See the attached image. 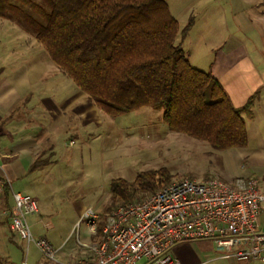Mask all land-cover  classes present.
Wrapping results in <instances>:
<instances>
[{
	"label": "crops",
	"instance_id": "0c3cea01",
	"mask_svg": "<svg viewBox=\"0 0 264 264\" xmlns=\"http://www.w3.org/2000/svg\"><path fill=\"white\" fill-rule=\"evenodd\" d=\"M165 1L180 30L189 17L193 19L186 38L177 43L181 44L192 67L209 72L236 108L242 107L255 92H260L253 118L246 119L247 145L215 153L217 161H241L242 174L236 178H257L260 190L264 191V11L248 8L264 5V0H230L235 3L231 11L226 10L221 1L198 0L197 7L205 6V10L194 16L192 7L183 17L173 15L168 0ZM177 4L179 1L173 2V6ZM35 41L28 44L33 47ZM5 54V58L13 55ZM48 57L43 59L47 63ZM26 66L23 71L14 68L12 75L16 81L0 79V178H7L14 186V189L11 186L12 190L36 198L39 213L28 216L32 233L45 237L56 248L61 262L89 263L94 254L82 244L94 243L101 237L97 227L95 232L91 231L83 219L84 212L93 208L81 210L76 221L61 224L60 219L45 217L43 210H49L40 198L45 190L49 191L48 184L64 185L66 174L60 163L66 158L65 139L69 138L68 145L72 146L75 139L103 136L106 128L117 120L107 117L78 87L63 92L69 83L60 77L63 74L57 69L51 68L31 77V69ZM5 70L0 67V75ZM81 142L87 144L86 140ZM206 153L212 152L206 150ZM72 158L73 153L69 161ZM118 160L117 167L126 162L123 156H118ZM106 165L105 171L114 168L112 158L107 159ZM53 190L57 188L53 187ZM11 207L10 190L6 188L0 197V242L4 246L0 264H36L41 261V256L33 246L25 256L24 241L16 235L6 237L10 231L8 213ZM51 213L56 216L59 211ZM79 220L84 221V225ZM256 223L258 230L264 233V205ZM172 254L180 264H241L223 257V252L217 250L210 239L178 243L172 248Z\"/></svg>",
	"mask_w": 264,
	"mask_h": 264
},
{
	"label": "trees",
	"instance_id": "16d2710c",
	"mask_svg": "<svg viewBox=\"0 0 264 264\" xmlns=\"http://www.w3.org/2000/svg\"><path fill=\"white\" fill-rule=\"evenodd\" d=\"M16 3L36 17H26ZM12 12L22 15L51 60L107 117L154 107L162 109L169 130L212 148L247 145L246 119L253 118L260 92L236 108L209 72L192 67L174 42L186 38L193 19L180 30L165 0H0V18ZM170 182L163 168L139 172L132 181L112 179L97 233L116 207Z\"/></svg>",
	"mask_w": 264,
	"mask_h": 264
},
{
	"label": "built area",
	"instance_id": "2783aa9c",
	"mask_svg": "<svg viewBox=\"0 0 264 264\" xmlns=\"http://www.w3.org/2000/svg\"><path fill=\"white\" fill-rule=\"evenodd\" d=\"M259 184L254 177L237 178L231 184L217 177L171 181L146 198L110 212L99 240L82 244L94 254L89 263L61 262L56 248L32 233L28 216L39 213L34 197L12 190L7 178H0V194L9 188L10 230L24 241L25 256L30 246L39 252L41 261L36 264H180L172 248L198 239L212 240L225 258L255 264L264 262V233L256 223L264 205ZM83 218L95 232L94 210L87 209Z\"/></svg>",
	"mask_w": 264,
	"mask_h": 264
},
{
	"label": "rangeland",
	"instance_id": "374dc122",
	"mask_svg": "<svg viewBox=\"0 0 264 264\" xmlns=\"http://www.w3.org/2000/svg\"><path fill=\"white\" fill-rule=\"evenodd\" d=\"M176 1H179V4L173 6V2ZM197 1L168 0L173 15H181V17L184 16L185 11L189 12L192 7L194 16L205 10V6L197 7ZM218 1H221L226 10L231 11L235 8V3L233 4L230 0ZM16 5L18 11H21L26 17L31 15L36 17L25 6L20 3H16ZM248 8L264 11V5L257 8L250 5ZM19 15L17 12L15 14L12 12L6 18H0V67L6 69L0 75V79L8 78L16 81L12 75L14 68L23 71L24 66L29 64L26 67L32 70L29 71L31 77L53 68L61 72L63 75L60 77L69 83V87L63 92H71L69 88H77L72 80L60 71L48 57L45 49L35 41L33 32H29L28 24L20 17L22 15ZM185 19L183 21H186ZM184 26L185 24H181V28ZM32 41H35L36 44L33 47L28 44ZM179 41L180 36L175 39L174 43L177 44ZM5 53H13V55L5 58ZM45 56L49 58L48 63L43 60ZM114 119L117 121L113 125H107L103 136L98 134L96 137H86L80 141L75 139L72 146L68 145L69 138L65 139L63 151L66 158L64 162L60 163L65 169L64 174H66L63 178L64 185L54 183L50 186L48 184L49 191L45 190L40 198V200L42 199L41 203L48 207L49 211H59V213L52 216L51 212L44 209L45 217L52 220L55 217V219L61 220V224H69L71 221H76L81 210H86L89 207L99 215L110 202L109 189L112 179L121 178L132 181L137 173L149 169H165L171 181L183 177L190 179L217 177L231 184L237 176L242 174L241 161H217L215 152H220L219 150L212 148L204 141L169 130L163 121L162 109L143 107ZM83 140H86L87 144L81 142ZM206 150L212 153H206ZM72 153L73 160L69 161ZM118 156H123L126 162L117 167L120 162L117 161ZM108 158H112L114 168L108 169L107 172L104 168L108 167L106 165ZM204 174L206 176H203ZM11 186L14 189V186ZM53 187L57 190L54 191ZM3 194H0V197ZM36 197L40 196L36 195ZM45 217L44 219H46ZM78 222L84 225V221L79 220ZM7 232L12 236L7 234L6 237L15 236L11 230ZM3 250L4 246L0 242V253Z\"/></svg>",
	"mask_w": 264,
	"mask_h": 264
}]
</instances>
